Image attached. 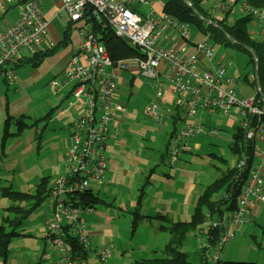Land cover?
Segmentation results:
<instances>
[{
	"label": "built area",
	"instance_id": "built-area-1",
	"mask_svg": "<svg viewBox=\"0 0 264 264\" xmlns=\"http://www.w3.org/2000/svg\"><path fill=\"white\" fill-rule=\"evenodd\" d=\"M55 1L67 14L68 23L78 22L86 14L93 22L113 29L139 53L114 61L96 34L84 29L82 39L65 62L66 79L50 82L54 92L72 84L68 107H59L57 115L76 109L77 117L70 121L72 143L64 153L67 173L57 176L51 192L44 258L51 260L56 256L58 264H89L88 258L75 250L66 226H71L69 233L89 252L91 243L83 213L93 209L73 206L63 195L88 191L103 184L111 136L128 111L126 103L119 100L122 81L119 72L135 67L140 78L156 81L157 97L144 108L145 115L160 124L167 123V115H174L168 109L159 111L164 104L161 98L166 80L171 84L177 107H184L190 116L199 110L236 116L247 143L253 146L251 153L240 147L236 154L233 165L248 171V179L237 198V209L226 211L212 222V226L222 230L216 244L212 245L210 235L201 231L207 236L202 244L206 264H221L222 252L238 227L254 222L258 206L264 204V89L260 82L253 85L255 93L245 94L240 89V81L228 74V65L223 58L213 60V46L207 41L192 40L189 23L164 11L151 9L141 13L136 3L143 5L148 0ZM222 6L231 9L227 4ZM10 7H19V16L15 23L0 30V75L10 85H15L18 82L17 64L53 48L56 43L48 42L50 20L39 0H0V12ZM232 8L251 14L261 30L264 29V8L252 7L247 2ZM190 46L193 47L191 52ZM256 76L257 65L255 74L250 76L251 81L256 80ZM176 134V140L171 143L170 161L177 160L182 152L199 149L196 142L191 143L192 139L217 135L219 131L197 123L186 124ZM209 230L207 227L206 231ZM110 256L109 246L97 248L96 264H105Z\"/></svg>",
	"mask_w": 264,
	"mask_h": 264
},
{
	"label": "rangeland",
	"instance_id": "rangeland-1",
	"mask_svg": "<svg viewBox=\"0 0 264 264\" xmlns=\"http://www.w3.org/2000/svg\"><path fill=\"white\" fill-rule=\"evenodd\" d=\"M147 4H143L137 2L136 5L140 6L139 10L141 13H147L152 9L153 1L159 4H164L166 0H148ZM44 9L46 14L50 11H56L57 8L60 10V4L55 0H43ZM239 1L235 4V0H204L203 6L208 14L213 18L223 19L228 15V22L232 24L235 21L236 16L238 14L232 13L231 9L234 5H239ZM141 4V5H140ZM227 4L231 7L229 10L228 7H224L222 5ZM264 7H261L263 9ZM7 9V8H6ZM19 7L14 9L18 12ZM13 11V12H15ZM59 12V11H58ZM238 13L237 11H235ZM48 18V16H47ZM55 21L53 23L54 27L57 31H59L62 35L66 26L68 25L67 14L63 12L62 14H56L53 18ZM192 31V40L195 42L207 41L209 45L213 46V60L223 58L224 63L228 65V74L234 76L238 81H240L239 86L241 91L245 92V94H253L255 93V87L251 85V83L245 79V76L248 75L253 69V64L250 62L249 55L242 50H239L234 47L225 46L221 44H216L213 42L211 37H208L206 34H203L201 30L197 28L194 24H191ZM251 32L255 34H259L261 32V38L264 36V29L260 27L251 26ZM80 30L78 25L72 24V30L70 33V40L66 46H61L58 48L55 54L45 60L43 63V71L45 74L41 77H36L34 82L31 80L26 87L21 91V87L17 90L14 86H8V94L9 101L11 104V108L20 109L25 107L28 116L27 121L34 122L35 119L42 117L46 112H48L51 104L48 101L51 99L52 104L56 105V98L59 100L61 97L64 98L65 106H68L69 100L66 99L67 94L69 95V90L72 87V84H69L66 88H64L61 92L55 93L52 91L50 84L48 81L50 77H54L56 74V70H58V63H60L69 53L70 48H76L78 43L80 42ZM49 57V56H47ZM46 57V58H47ZM51 73V75H49ZM120 79H122L119 88L120 101L126 103L128 111L131 109L130 113L137 111V115H131V120L146 122L147 127H150L153 131L152 136H149V140L145 141L146 145H149L151 148L163 152H166L165 140L164 136L166 134H161V131L166 129L164 123L158 124L153 118L144 114V108L151 103V101L156 100V90L155 80H147L142 78L133 79L132 73L130 70H124L119 72ZM254 75V74H253ZM59 76V75H58ZM55 76L56 80L63 82L66 79L65 72H62L60 77ZM258 78V77H255ZM165 87L170 86L168 81H164ZM3 85L4 82H3ZM10 85V84H9ZM25 90V91H24ZM28 94L30 96H28ZM16 103V104H15ZM159 111L162 112L163 109L160 107ZM182 115L184 114V110L181 109ZM1 114V108H0ZM54 117H58L57 111L53 112ZM180 120L177 124V128L182 127L184 120L188 123L191 122H200L209 127H213L215 129L220 130V135H202L195 139L197 144H201L200 149H195L192 153L185 152L182 154L183 161L178 165H188V168L191 169L192 177H194L198 184V187L194 191H185L183 196L180 195L179 206H181L186 212L185 217H188L189 221L192 217V212L194 211L197 199L199 195H201L206 186L214 182L216 178L220 175L221 171L227 169L231 166L236 160V154H233L231 151V145L234 141V134L236 129L229 124L231 120L230 116H227L223 113H210L208 110H199L197 117H187V119ZM169 119V118H168ZM168 121V120H167ZM170 122L168 121V124ZM182 125V126H181ZM40 126H44L41 124ZM52 128L59 130L62 128L60 121H55L50 124ZM172 124L169 126L171 129ZM164 128V129H161ZM167 128V129H169ZM12 132L17 131V126L12 125ZM31 132V129H26L25 134ZM45 132H49V126L45 127ZM17 136V135H15ZM17 140V137L12 136L10 140H8L6 144V154L2 155L0 159V174L3 182L5 180L8 181V185L12 184L13 186L19 190H27L30 186L26 185L23 189H21V183L28 179L29 175H32V171L30 173H23L16 170H13L14 165L12 161L19 159L18 151L11 150V145L14 143L13 140ZM15 140V141H16ZM169 151L171 152L172 144H169ZM8 147V148H7ZM36 156V154L34 153ZM45 156V154H42ZM35 156L26 155L23 157V161L26 165H33L35 167H39V161ZM9 157V160H8ZM21 158V157H20ZM65 159V157H64ZM177 160L170 161L168 163L170 166H175L178 162ZM63 168V167H62ZM56 167L54 168V170ZM65 169L62 171L64 172ZM16 173V174H15ZM42 178V177H41ZM41 179H38V182ZM146 184H142L139 187V191H136V194L139 196L145 190ZM97 187V186H96ZM94 188V191H98V189ZM96 189V190H95ZM32 190V189H30ZM33 191V190H32ZM101 195H105L104 192L99 190ZM191 196L188 199V196ZM148 197V193L146 194ZM103 198V197H102ZM2 193L0 192V210L7 205L2 203L3 201ZM110 203L111 200L106 199V202ZM10 204V201H9ZM114 207L117 208L118 204L114 203ZM103 204H96L97 207H103ZM173 208V212L180 213L181 211H177L175 207ZM94 210V209H93ZM114 209H111L113 211ZM119 210V208H117ZM46 211V204L41 205L36 210L32 212V214L26 219L24 224V231L30 234H36V231L33 229V226L40 222L42 223V214ZM189 215L187 214V212ZM47 212V211H46ZM117 214V211H115ZM46 215V213H45ZM119 218L114 223V225L120 227V230L113 227L111 240H115L116 244H114V252L115 258L107 260L105 264H137L139 258L142 257H150L157 256L160 257L163 255V249L166 246L164 243V236H168L167 232L160 231L158 235L152 233L153 226L149 224V222L139 221L138 223H134V214L133 210L122 211L119 210L118 213ZM257 219L245 226L243 228L238 229L234 237H232L226 247L222 252L223 259L225 260H237V261H255L264 264V206L259 208L258 213H256ZM2 222V217L0 216V223ZM202 227L205 228V224H197L195 227L191 229L188 228L185 235V240L180 246L182 251H185L189 254L190 259L195 263L199 264L203 262L202 256V244L206 241L207 236L205 233H202ZM22 231V233H25ZM84 233H86L84 231ZM47 236L46 230L40 231L38 234V238L43 240V237ZM161 235V236H159ZM170 235V234H169ZM90 249L88 261L89 264H96V250L100 248L99 246L95 247L96 241H92L90 238ZM163 246L157 250V252H152L151 245ZM13 243L11 244V250L13 249ZM25 249V248H24ZM156 249V248H155ZM154 249V250H155ZM44 253L39 258L36 257L33 253H28L25 251H18V248L14 249L10 255L8 264H49V261H53L57 263V259L54 258L52 260H45ZM154 254V255H152ZM0 264H5L4 260L0 258ZM58 264V263H57Z\"/></svg>",
	"mask_w": 264,
	"mask_h": 264
},
{
	"label": "crops",
	"instance_id": "crops-1",
	"mask_svg": "<svg viewBox=\"0 0 264 264\" xmlns=\"http://www.w3.org/2000/svg\"><path fill=\"white\" fill-rule=\"evenodd\" d=\"M39 1L41 2L42 7L44 9L43 0H39ZM151 5H152V9L154 10L163 11L164 4H159L157 2L155 3L153 1ZM14 9H16V7H10L0 12V29L4 28L8 24L15 23L19 14ZM63 12L64 11H61L57 8L56 11H50L47 13L48 19L50 20V38L48 39V42L53 41L56 43V45L61 43V40L63 39V35L59 31H57L56 28L54 27L53 23L55 20L53 18L54 16H56V14L60 15ZM78 24H80L81 26L83 22L79 21L75 25ZM252 26L254 27L258 26L261 28L260 24L257 21L252 22ZM252 33L254 34L255 37L258 38L261 37V32L259 34H255L254 32ZM66 45L60 44L59 48L61 46H66ZM192 48L193 47L191 46L189 47L190 52L192 51ZM57 50L53 52V54H55ZM73 50L74 48H70L68 55L60 63H58V68H57L58 70H56V74L54 75V77L48 78L49 79L48 84H50V82L53 79L56 80L55 76L59 75L58 77H60L61 73L64 72L63 68L65 62ZM50 55L52 56V54ZM50 55H47L49 57L46 56L47 58L45 57L37 65L28 62L26 59L20 61L15 68L18 76V82L15 85H9V83L6 81L4 76L0 75V108H1L0 159L2 158V155H7L6 144L8 140H10L11 138L10 137L5 143V145H3L2 141H3L4 123L8 115H12L14 117H19L21 115L28 116L27 112H25L26 110L25 107L20 109L11 108V104L9 101V94H8L9 91L8 86H14L16 90L21 87L20 92H22L24 87H26V85L31 80L34 82L36 77H41L45 74V72L42 69L43 63L45 62L46 59L51 57ZM130 71L132 73L133 79L140 78V76H138L137 74L135 67ZM51 73L52 72H50L49 75H51ZM3 82L5 85H3ZM251 85L253 86V84ZM59 92H55V93H59ZM28 96L30 95L28 94ZM64 98L62 99L61 97L59 100L56 98L55 100L56 105L52 104L53 102L50 99L48 103L51 104V106L48 112L52 108L56 110L59 107L67 108L68 106L64 105L65 104ZM66 99L68 100L70 99V90H69V95L67 94ZM161 99L164 101V104H162L161 108L163 110H167V109L171 110L176 114L175 117L173 115H167L168 116L167 120L170 123L168 124L167 121V123L164 124L166 129L161 128L164 129L161 131V134L162 133L166 134V136H164L166 152L163 153L157 151L151 148L149 145H146L145 141L149 140V136H152L154 130H152L150 127H147V123L144 121L139 122V121L131 120V115L132 116L137 115L138 114L137 111H134L133 113H130L131 109L127 111V113L123 115V118L120 121V124L118 125L117 131L113 133V135L111 136L108 145L107 156L109 159V164L104 177V182L102 185L96 187V189H98V191L96 192H99V190H101L102 188V191L105 194V195L100 194L103 197L104 202L99 203V204L104 203V205L101 208L95 205V207L93 208L94 210H92V212L83 213V216L86 221L87 234L92 239V241H96L95 247L97 246L101 247L103 245L110 247L111 250L110 259L115 258L113 245L116 244V242L113 239L111 240V236H113L112 231L114 226L120 230V227L114 225V223L119 218L118 216L119 210L129 211L130 209L134 210L136 207H139L140 214L142 216H146V218H142L140 221L149 222V224H151L154 228L152 233L155 235H158L159 232L162 231L160 229L162 220L155 218V215H157V213L168 215V217L174 221L188 220V217H185L184 214L186 211L181 206H179V202H180L179 198L180 195L181 197L183 196L185 191H191V190L194 191L198 187L199 183L194 177H192V173H191L192 171L191 169L188 168V165L186 164L178 165L180 162L183 161L181 157L182 154H184L185 152L179 155L178 162L174 167L170 166V164L168 163L169 160L168 152L170 146L169 144H171L170 142L172 141V137L181 128H183L186 124L200 123V122L188 123L184 120L182 124L183 126L181 125L182 127L177 128V124L180 122V120L183 119L184 116H185L184 119H187V117L195 118L197 117L198 113L194 116H190L187 114V111L184 107H177L174 103L175 98L171 86L162 89ZM181 109L184 110L183 115ZM214 113H221V112H214ZM76 117H77L76 109H70L67 112V114L59 116L57 118L54 117L53 115L52 119L49 120V122L46 124L47 127L49 126V132H45L44 130L43 137L41 139L36 138V134H35L36 129L34 128L31 129V132L28 134H25L26 130L23 131L22 133L17 135L18 139L17 140L15 139L16 141L15 140L12 141L14 143L11 145V150L13 151L16 150L19 152L18 153L19 159L12 161L14 165L13 170L15 172L16 170H18L19 172H23V173H30L32 171V175L30 174L28 179L20 184L22 187L21 189H23L26 185L30 186V188L28 189H33L38 183V179H41V177L50 176L51 180L54 181V177L56 176V174L61 173L65 169L64 153L72 143V128L70 121L75 119ZM230 117L231 120L229 121V124L237 130L239 126L237 124L236 116H230ZM55 121H60L62 128H59V130L52 128L50 124ZM171 124L172 127L170 129L169 126ZM39 125L40 124H38V126ZM218 131L219 134L217 135H220V130ZM17 136L14 135V137ZM191 143L192 144L195 143V139H192ZM197 145L199 146L200 149L201 144H197ZM34 153L36 154V156L34 155ZM187 153H191V152H187ZM28 154L36 157L33 159H37L39 161L40 164L39 167H35L33 165V169H32V165H26L24 163L22 159ZM42 154H45V156H43ZM55 167L56 169L54 170ZM0 181H2L1 174H0ZM11 183L12 184L8 185L7 180L0 182V192L2 193V188L5 186H13V182ZM144 183L146 184L145 190L140 196L139 194L137 196L136 191H139V187H141L142 184ZM147 193H148V197H146ZM2 197H3L2 203L7 204L2 209V211L0 210V216L3 218L6 212L5 209L10 204H9V199L4 197L3 193H2ZM187 198L190 199L191 196L189 195ZM106 199L111 200V202L109 203L108 200L106 202ZM114 203L118 204L117 208H119V210H117V208L114 207L115 205ZM261 205L262 207L264 206V204ZM261 205L258 206L256 213H258L259 208H261ZM172 207H175L177 211H181V212L180 213L173 212ZM111 209L114 210L111 211ZM48 210L49 208L47 209L46 207L47 212L45 211L42 214V223L40 224V222H38L33 226V229L36 231V234L35 235L30 234L28 232H25L24 231L25 229H23L25 233L13 240L12 251L18 248V251L33 253L36 257L39 256V258L42 256V253L47 250L46 237L44 235L43 240H40L38 238V234H40V231L47 230L46 220L49 215ZM115 211H117V214L115 213ZM189 213L191 212L188 211L187 214L189 215ZM256 219L257 216L255 215V220ZM241 228H243V226ZM163 232L168 233V236L163 237L164 243L167 245L170 242L171 235H169L170 233L168 231H163ZM162 246L163 244H161L160 246H155L152 243L150 249L152 248L151 250L152 252L153 251L157 252V250L160 249ZM88 256H89V252H88ZM150 257H154V256H150ZM54 258H56V256ZM222 260H225L223 259V256H222ZM14 263L17 264V262ZM49 264H57V263H54L53 260L51 262L49 261Z\"/></svg>",
	"mask_w": 264,
	"mask_h": 264
},
{
	"label": "trees",
	"instance_id": "trees-1",
	"mask_svg": "<svg viewBox=\"0 0 264 264\" xmlns=\"http://www.w3.org/2000/svg\"><path fill=\"white\" fill-rule=\"evenodd\" d=\"M239 1L235 0V4ZM204 0H166L164 3L163 11L170 14L174 18L182 22H187L190 25L194 24L199 30L211 37L213 42L225 46H230L244 51L249 55L250 62L253 64L251 72L245 76V79L252 83L254 86L257 84L256 80L251 81L250 76L255 74L257 65V76L260 84L264 89V36L255 37L251 32L252 22L255 21L254 17L249 13H236L234 9H231L232 13L238 14L235 21L230 24L228 22V15L223 19L213 18L205 10L203 6ZM250 6L261 8L264 7V0H245ZM242 3V2H240ZM239 3V4H240ZM204 17V18H202ZM83 24L78 28L80 30V39H82V32L84 29H90L93 31L98 39L105 44L111 58L114 61L129 58L135 56L139 51L127 40L118 37L115 31L110 27H102L99 23L93 22L85 14L80 20ZM211 21V22H210ZM79 22V21H78ZM78 22H69L63 33V39L61 45L68 44L70 40V33L72 30V24ZM1 30V29H0ZM60 44L55 45L53 48L47 49L45 52L35 54L32 57L26 58L28 62L38 64L47 55L53 54ZM71 91V89H70ZM56 109L52 108L44 116L37 118L34 122L27 121V115H21L14 117L8 115L4 123L3 129V145L7 140L14 136L19 135L26 129H36V138L41 139L45 130L46 124L53 117V112ZM57 111V110H56ZM174 117L176 114L174 113ZM38 124H44L45 126L40 127ZM12 125L17 126V131L12 132ZM243 147L249 153L252 152L253 146L244 137L243 131L240 127L234 134V141L231 145V151L233 154L239 152V148ZM247 147V148H245ZM68 150V149H67ZM66 150V151H67ZM195 151V150H194ZM194 151H191L194 152ZM190 152V151H189ZM170 151L168 157H170ZM183 153V152H182ZM108 157V156H107ZM109 160V159H108ZM64 164L65 161H64ZM109 164V162H108ZM65 166V165H64ZM65 171L56 174L54 181L51 177H42L36 186L30 190H19L13 186H5L2 188L3 196L8 198L11 202L6 207L5 215L0 223V258H2L5 264H8L10 255L12 253L11 244L13 240L20 235H23V224L26 219L32 214V212L43 204H46L48 213H50V198L51 192L55 186L57 176L65 175ZM248 179V171L240 170L233 164L227 169L221 171L218 178L211 184L206 186L204 192L198 197L192 217L189 221H174L168 217V215L157 213L156 219L162 220L160 229L168 231L171 235L170 242L163 249V255L160 257H144L137 261V264H195L189 257V254L180 249V246L185 240V233L188 228L195 227L197 224H205V228H210L206 231L202 227V232L210 235V243L215 245L219 239L222 230L212 226V222L218 220L226 211H234L237 209V198L240 195L244 185ZM66 201H70L73 206L87 209H92L96 204L104 202V199L99 192L94 191L91 188L88 191L80 193H72L70 195H63ZM141 203V201H140ZM84 213H90L85 210ZM134 223H138L142 218L139 212V207L133 210ZM69 227L66 226L68 231L69 239L72 242L74 248L79 253H82L83 257L88 258V251L85 249L75 238L74 235L69 233ZM206 235V234H205ZM203 262L199 264H205L204 252H202ZM221 264H260L255 261H237V260H221Z\"/></svg>",
	"mask_w": 264,
	"mask_h": 264
},
{
	"label": "bare ground",
	"instance_id": "bare-ground-1",
	"mask_svg": "<svg viewBox=\"0 0 264 264\" xmlns=\"http://www.w3.org/2000/svg\"><path fill=\"white\" fill-rule=\"evenodd\" d=\"M122 39H124V38H122ZM169 83V82H168ZM170 84V83H169ZM170 86H171V84H170ZM177 135L178 134H175L173 137H172V141L170 142V143H173L175 140H176V138H177ZM248 224H250V223H248ZM247 225V224H246ZM242 226H240V227H238V229H240ZM237 229V230H238Z\"/></svg>",
	"mask_w": 264,
	"mask_h": 264
},
{
	"label": "water",
	"instance_id": "water-1",
	"mask_svg": "<svg viewBox=\"0 0 264 264\" xmlns=\"http://www.w3.org/2000/svg\"><path fill=\"white\" fill-rule=\"evenodd\" d=\"M210 22H211V21H210ZM258 82H260V81H259V78H258Z\"/></svg>",
	"mask_w": 264,
	"mask_h": 264
}]
</instances>
